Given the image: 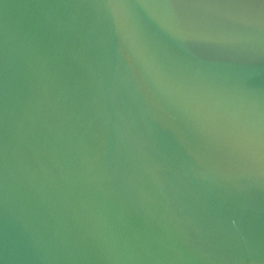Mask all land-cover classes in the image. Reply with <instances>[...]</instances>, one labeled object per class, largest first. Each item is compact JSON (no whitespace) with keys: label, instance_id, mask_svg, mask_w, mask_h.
I'll return each instance as SVG.
<instances>
[{"label":"water","instance_id":"1","mask_svg":"<svg viewBox=\"0 0 264 264\" xmlns=\"http://www.w3.org/2000/svg\"><path fill=\"white\" fill-rule=\"evenodd\" d=\"M0 264H264V0H0Z\"/></svg>","mask_w":264,"mask_h":264}]
</instances>
